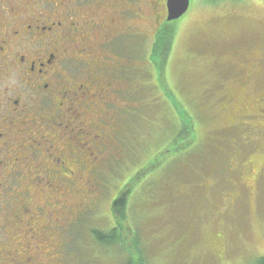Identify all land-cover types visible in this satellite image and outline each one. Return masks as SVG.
<instances>
[{
    "label": "rangeland",
    "instance_id": "rangeland-1",
    "mask_svg": "<svg viewBox=\"0 0 264 264\" xmlns=\"http://www.w3.org/2000/svg\"><path fill=\"white\" fill-rule=\"evenodd\" d=\"M164 17L161 46L148 9L123 46L130 62L127 93L114 98L124 109L120 143L95 179L101 196L71 195L75 208H95L76 239L71 230L73 264H127L132 255L141 264H253L264 256V116L238 109L264 97V0H190L179 20ZM121 217L130 238L118 227L121 241L108 245L89 234H111Z\"/></svg>",
    "mask_w": 264,
    "mask_h": 264
},
{
    "label": "flooded vegetation",
    "instance_id": "flooded-vegetation-1",
    "mask_svg": "<svg viewBox=\"0 0 264 264\" xmlns=\"http://www.w3.org/2000/svg\"><path fill=\"white\" fill-rule=\"evenodd\" d=\"M146 9L155 38L165 0H0V264H73L71 230L95 213L84 201L120 143L123 46ZM253 103L238 109L264 116V97Z\"/></svg>",
    "mask_w": 264,
    "mask_h": 264
},
{
    "label": "trees",
    "instance_id": "trees-1",
    "mask_svg": "<svg viewBox=\"0 0 264 264\" xmlns=\"http://www.w3.org/2000/svg\"><path fill=\"white\" fill-rule=\"evenodd\" d=\"M167 24H164L163 26V31L165 30V32H166V26ZM165 32H158V34L155 36V41H156V44L157 43H159L160 44V46L164 43V40H165V34L167 35L168 33H165ZM157 37H158V40H157ZM155 47V46H154ZM127 188H130V185H127V186H125V187H123V189L120 191V194H119V196H118V198L113 202V204H112V208H113V206L115 205V206H118L119 204H121V203H123L125 200H126V197H127V192H126V189ZM112 213L114 214V211L112 210ZM123 218L121 217L119 220H115V226L116 227H118L119 229H123V231H124V229H125V235H124V237L123 238H130V232L128 231V229L126 228V223L122 220ZM122 220V221H121ZM84 224H85V222H84ZM83 224V225H84ZM83 227V226H82ZM91 228H93V227H91ZM95 229V228H94ZM95 231H97L96 229H95ZM92 231L90 230V228H89V234L94 238V239H96L97 241H99V243H104V244H112V243H115V242H117V241H121V236H119L118 235V238L120 239H118L117 237L115 238L114 237V233L116 232V229H114V230H112L111 232V234H109V235H105V234H102V233H99V232H96V234L95 235H93L92 233H91ZM127 233V234H126ZM122 236H123V234H122ZM121 243V242H120ZM132 254H133V252H132ZM138 256V255H137ZM127 264H141L140 263V260H139V258L138 257H136V256H134V255H132V257H130L129 258V260H128V262H127ZM253 264H264V256L263 257H261V258H258Z\"/></svg>",
    "mask_w": 264,
    "mask_h": 264
},
{
    "label": "water",
    "instance_id": "water-1",
    "mask_svg": "<svg viewBox=\"0 0 264 264\" xmlns=\"http://www.w3.org/2000/svg\"><path fill=\"white\" fill-rule=\"evenodd\" d=\"M166 4V22L177 21L183 17L190 6V0H165Z\"/></svg>",
    "mask_w": 264,
    "mask_h": 264
}]
</instances>
